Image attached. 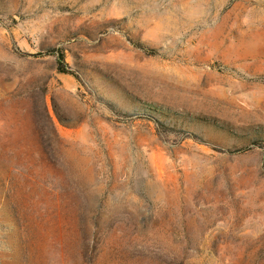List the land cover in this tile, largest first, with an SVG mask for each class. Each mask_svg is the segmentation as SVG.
<instances>
[{
  "label": "rangeland",
  "instance_id": "obj_1",
  "mask_svg": "<svg viewBox=\"0 0 264 264\" xmlns=\"http://www.w3.org/2000/svg\"><path fill=\"white\" fill-rule=\"evenodd\" d=\"M0 264H264V0H0Z\"/></svg>",
  "mask_w": 264,
  "mask_h": 264
},
{
  "label": "trees",
  "instance_id": "obj_2",
  "mask_svg": "<svg viewBox=\"0 0 264 264\" xmlns=\"http://www.w3.org/2000/svg\"><path fill=\"white\" fill-rule=\"evenodd\" d=\"M54 56H55V61H56V64L58 66V69L60 70V72H64L65 71L64 68L66 67V63L64 61V55H63V53L60 52V51H57L54 54Z\"/></svg>",
  "mask_w": 264,
  "mask_h": 264
}]
</instances>
